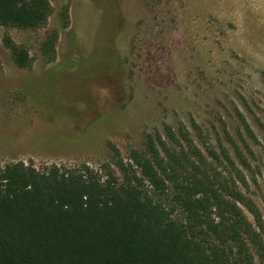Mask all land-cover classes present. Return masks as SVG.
Listing matches in <instances>:
<instances>
[{
    "label": "rangeland",
    "instance_id": "1",
    "mask_svg": "<svg viewBox=\"0 0 264 264\" xmlns=\"http://www.w3.org/2000/svg\"><path fill=\"white\" fill-rule=\"evenodd\" d=\"M48 3L40 28L0 26V166L127 160L184 130L230 176L227 151L264 219V0Z\"/></svg>",
    "mask_w": 264,
    "mask_h": 264
},
{
    "label": "trees",
    "instance_id": "2",
    "mask_svg": "<svg viewBox=\"0 0 264 264\" xmlns=\"http://www.w3.org/2000/svg\"><path fill=\"white\" fill-rule=\"evenodd\" d=\"M50 10L48 0H0V26L40 28ZM3 43L28 65L23 48ZM180 134L148 137L127 160L112 147L114 159L96 166L1 165L0 264H264V219L246 177L226 150L230 176Z\"/></svg>",
    "mask_w": 264,
    "mask_h": 264
}]
</instances>
